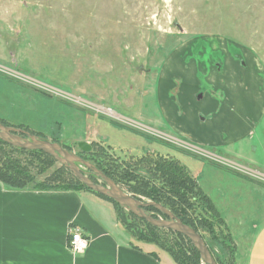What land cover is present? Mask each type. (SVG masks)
<instances>
[{
	"label": "rangeland",
	"instance_id": "374dc122",
	"mask_svg": "<svg viewBox=\"0 0 264 264\" xmlns=\"http://www.w3.org/2000/svg\"><path fill=\"white\" fill-rule=\"evenodd\" d=\"M200 46L227 54V63L234 58L258 81L257 112L247 97H230L225 82L214 89L198 84V73L176 71L161 86L164 66L177 64L183 49ZM206 65L196 64V72L210 71ZM227 65L218 70L224 81L235 78ZM234 83L246 93L245 81ZM200 96L205 105L210 99L217 104L199 109ZM192 98L196 108L188 112ZM0 122L23 139L60 145L92 182L113 184L146 203L156 202L130 192L107 170L109 158L145 179L151 175L136 164L138 157L179 162L196 175L223 219L204 211L196 198L193 217L203 224L197 233L213 256L238 264L236 252L229 259L225 240L231 237L235 245L241 220L251 221L264 205V0H0ZM81 142L92 146L90 153L79 149ZM56 161L55 168L63 166ZM118 205L128 223L145 230V219ZM144 213L171 221L148 208ZM132 242L170 257L154 243Z\"/></svg>",
	"mask_w": 264,
	"mask_h": 264
},
{
	"label": "crops",
	"instance_id": "0c3cea01",
	"mask_svg": "<svg viewBox=\"0 0 264 264\" xmlns=\"http://www.w3.org/2000/svg\"><path fill=\"white\" fill-rule=\"evenodd\" d=\"M200 47L183 49L177 53L179 62L174 64L172 61L173 65L164 66L162 73L166 69L167 73L161 86H164V81H171V75L176 74V71L191 77L198 73V84L206 82L214 89L225 82L229 86L230 97H247L250 108L253 107L257 112L259 103L260 106L262 103L258 81L251 78L234 58L230 64L224 60L227 54ZM193 53L201 58H193ZM187 58L189 62L185 61ZM202 63H206L210 71L204 69L203 72H196V64L200 67ZM191 64L195 66L191 67ZM227 64L232 68L231 73L235 78H226L224 81L221 77L223 74L218 70L223 65L226 68ZM179 65L189 69L188 73H180ZM245 73L250 77L245 76ZM235 80L245 81V94L243 90L236 91L238 85L234 83ZM161 90L163 92L164 88ZM194 91L191 90V93ZM164 94L166 96L169 93L165 91ZM206 100L204 96L198 97L196 104L199 109L205 110L212 102L213 105L217 104L215 99H210L205 105L203 103ZM194 102L193 98L187 102L188 112L194 110ZM168 106L171 107V104ZM206 113L208 115L210 111ZM95 207L100 216L94 212ZM253 212L251 221L243 219L240 222L241 228L235 242L238 264H264V205L257 206ZM76 228L90 239V245L83 254H74L69 249L70 230ZM124 229L120 223L118 225L113 204L88 191L10 190L0 182V264H176L170 257L160 255L157 258L149 250L135 247L129 234V239L123 237L120 231Z\"/></svg>",
	"mask_w": 264,
	"mask_h": 264
},
{
	"label": "trees",
	"instance_id": "16d2710c",
	"mask_svg": "<svg viewBox=\"0 0 264 264\" xmlns=\"http://www.w3.org/2000/svg\"><path fill=\"white\" fill-rule=\"evenodd\" d=\"M138 158L136 164L142 169L148 168L151 175L150 179L135 178L129 172L123 171L122 165L124 161L116 165L109 158L106 167L108 168L107 170L112 169L114 175L120 176L118 180L122 184H128L130 192L147 197L151 201L164 206L179 217L185 225L194 228L197 232H199L203 224L195 218V215L193 217L197 208L194 203L196 198L203 204L204 211H209L217 217L218 210L201 190L196 175L191 173L184 165L157 154L152 156L144 155ZM56 163V159L49 154L42 151H28L16 148L0 139V182L6 188L20 191H88L113 204L117 221L130 234L132 240L156 244L176 264H203L200 253L188 238L172 230L152 226L142 219L141 221L145 224V230L139 229L135 223L131 225L120 212L121 209L119 210L118 203L86 187L66 167L55 168ZM52 169L54 171L46 176ZM105 173L109 176V173ZM43 176L46 177L42 180L41 177ZM137 186L141 190H138ZM148 210L160 213L153 207L148 208ZM219 220L222 222L223 219ZM204 229L209 233L213 232L211 229ZM225 241L228 242L226 245L222 240L221 243L223 242L225 249L228 250L229 259L234 261L236 246L233 243V239L230 237ZM206 244L210 250L209 244L207 242ZM133 245L141 247L136 243ZM149 253L160 258V254L157 252L149 250ZM211 253L213 252L211 251ZM214 258L218 264H225L220 258L216 256Z\"/></svg>",
	"mask_w": 264,
	"mask_h": 264
},
{
	"label": "water",
	"instance_id": "95a60500",
	"mask_svg": "<svg viewBox=\"0 0 264 264\" xmlns=\"http://www.w3.org/2000/svg\"><path fill=\"white\" fill-rule=\"evenodd\" d=\"M16 130L8 128L0 122V139L7 142L13 147L28 150V151H42L46 154L53 156L63 166L68 168L86 187L92 191L105 196L116 203L122 205L131 212L140 215L143 219L148 221L155 227L172 230L176 233L182 234L188 238L200 253L203 264H218L209 250L206 242L202 236L197 233L192 227L185 225L180 219H178L171 211L164 206L157 203H146L140 199H136L134 195L127 194L122 189L110 184L109 187L102 186L92 182L86 175H84L78 166L75 165V161H80L74 156H71L60 145L48 143L45 141H39L33 139L32 141L23 139L15 135ZM78 147L83 152H90L92 146L87 142H81ZM82 162V161H81ZM155 208L161 213L170 218V222L157 221L153 217H150L144 213V209Z\"/></svg>",
	"mask_w": 264,
	"mask_h": 264
},
{
	"label": "built area",
	"instance_id": "2783aa9c",
	"mask_svg": "<svg viewBox=\"0 0 264 264\" xmlns=\"http://www.w3.org/2000/svg\"><path fill=\"white\" fill-rule=\"evenodd\" d=\"M68 245L70 251L74 254H83L90 245V239L81 229H71Z\"/></svg>",
	"mask_w": 264,
	"mask_h": 264
}]
</instances>
